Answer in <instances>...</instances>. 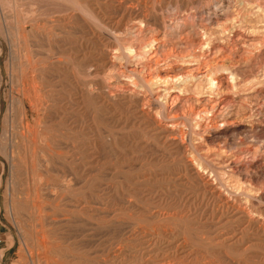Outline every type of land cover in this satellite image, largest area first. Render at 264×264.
Here are the masks:
<instances>
[{"label":"rangeland","instance_id":"rangeland-1","mask_svg":"<svg viewBox=\"0 0 264 264\" xmlns=\"http://www.w3.org/2000/svg\"><path fill=\"white\" fill-rule=\"evenodd\" d=\"M0 74V264H264V0H0Z\"/></svg>","mask_w":264,"mask_h":264},{"label":"bare ground","instance_id":"bare-ground-1","mask_svg":"<svg viewBox=\"0 0 264 264\" xmlns=\"http://www.w3.org/2000/svg\"><path fill=\"white\" fill-rule=\"evenodd\" d=\"M30 9H31V8H30ZM19 18H20V17H19ZM26 20H27V19H26ZM50 20H51V19H50ZM58 21H59V20H58ZM54 22H55V21H54ZM21 23H22V22H21ZM29 23H30V22H29ZM29 23H28V24H29ZM37 23H38V22H37ZM39 23H40V22H39ZM42 23L44 24V22H42ZM45 23H46V21H45ZM52 23H53V22H52ZM28 24H27V25H28ZM48 25H51V24H48ZM48 25H47V27H48ZM39 26H40V25H39ZM20 27H22V26H20ZM42 27H43V26H42ZM34 28H35V27H34ZM52 28H53V27H52ZM22 29H23V28H22ZM25 29H26V28H25ZM50 29H51V26H50ZM54 29H55V28H54ZM38 30H39V29H38ZM51 30H52V29H51ZM41 31H42V30H41ZM43 31H44V30H43ZM55 31H56V30H55ZM27 33H28V32H27ZM42 34H43V32H42ZM52 34H53V33H52ZM48 35H49V34H48ZM50 35H51V34H50ZM23 36H24V35H23ZM41 36H43V35H41ZM34 37H36V36H34ZM50 37H51V36H50ZM50 37H48V38H50ZM51 38H52V37H51ZM42 39H43V38H42ZM30 41H31V40H30ZM59 41H60V40H59ZM42 42H43V41H42ZM46 42H47V41H46ZM53 42H54V41H53ZM27 43H28V42H27ZM30 43H32V42H30ZM44 45H45V44H44ZM49 45H50V44H48V46H49ZM29 46H32V45H29ZM49 47H50V46H49ZM52 47H53V46H52ZM44 54H45V53H44ZM25 55H26V53H25ZM27 55H28V54H27ZM48 55H49V53H48ZM39 56H40V55H39ZM43 56H44V55H43ZM26 57H27V56H26ZM51 57H52V56H51ZM27 58L29 59V57H27ZM27 58H26V60H27ZM32 58H33V57H32ZM34 59H35V58H34ZM35 61H36V60H35ZM33 62H34V61H33ZM29 63H30V62H29ZM34 64H35V63H34ZM30 65H31V63H30ZM41 66H42V65H41ZM27 67L29 68V66H27ZM28 70H29V69H28ZM36 70H38V69H36ZM36 70H35V71H36ZM41 70H42V69H41ZM44 70H45V69H44ZM28 73H29V72H28ZM0 75H1V74H0ZM38 75H39V74H38ZM38 75H37V76H38ZM28 78H29V77H28ZM39 80H42V79H39ZM28 82H30V81H28ZM37 82H38V79H37ZM31 83H32V82H31ZM26 84L28 85V83H26ZM24 85H25V84H24ZM30 86H31V85H30ZM41 86H42V85H41ZM43 86H44V85H43ZM28 87H29V86H28ZM28 87H27V90H28ZM34 87H35V86H34ZM41 88H42V87H41ZM22 89H23V88H22ZM43 89H44V88H43ZM47 89H48V88H47ZM29 90H30V89H29ZM19 91H20V90H19ZM24 91H25V89H24ZM47 91H48V90H47ZM28 92H30V91H28ZM28 92H27V94H29ZM23 93H24V92H23ZM25 93H26V92H25ZM30 93H31V92H30ZM37 93L41 94L40 92H37ZM44 93H45V92H44ZM46 95H47V94H46ZM34 96H35V95H34ZM51 96H52V95H51ZM19 97H20V96H19ZM27 97H28V96H27ZM45 97H46V96H45ZM45 97H44V99H45ZM28 98H29V97H28ZM40 98H41V97H40ZM17 99H18V98H17ZM26 99H27V98H26ZM27 100H29V99H27ZM45 100H46V99H45ZM20 101H22V100H20ZM17 102H18V105H19V101H18V100H17ZM22 103H23V105H24V113H23L22 111H21V112H22L23 114H25V116H27V113H28V107H27V109H26V106H25L24 100L22 101ZM27 103H28V102H27ZM31 103H32V102H31ZM41 103H42V102H41ZM47 103H48V102H47ZM43 104H44V103H43ZM31 105H32V104H31ZM20 106H22V105H20ZM49 106H50V105H49ZM54 106H55V105H54ZM1 107H2V106H1ZM32 107H33V106H32ZM9 108H10V107H9ZM43 108H44V106H43ZM30 109H31V108H30ZM38 110H39V109H38ZM38 110H37V111H38ZM42 110H44V109H42ZM12 111H13V110H12ZM41 112H42V111H41ZM34 113H35V112H34ZM44 114H45V113H44ZM44 114H43V115H44ZM28 117H29V116H28ZM35 117H36V116H35ZM23 118H24V117H23ZM40 118H41V117H40ZM42 118H43V117H42ZM36 122H37V121H36ZM39 122H40V121H39ZM27 124H28V123H27ZM39 126H40V125H39ZM33 128H34V127H33ZM4 129H5V128H4ZM27 129H28V128H27ZM29 129H30V128H29ZM39 129H40V128H39ZM56 138H57V137H56ZM51 139H52V138H51ZM4 140H6V139H4ZM41 140H42V139H41ZM8 141H9V140H8ZM10 142H11V141H10ZM36 142H37V141H36ZM53 142H54V141H53ZM55 142H56V141H55ZM0 143H1V142H0ZM7 143H8V142H7ZM41 143H42V142H41ZM41 143H40V144H41ZM57 143L59 144V142H57ZM5 145H6V144H5ZM5 145H4V146H5ZM9 145H10V144H9ZM42 146H43V145H42ZM5 147H6V146H5ZM54 147H55V146H54ZM54 147H53V148H54ZM35 149H36V148H35ZM56 150H57V149H56ZM8 151H10V150L8 149ZM34 151H36V150H34ZM58 151H59V150H58ZM58 151H57V152H58ZM42 152H43V151H42ZM51 153H52V152H51ZM39 154H40V153H39ZM42 154H43V153H42ZM45 154H46V153H44V155H45ZM9 155H10V154H9ZM36 156H37V155H36ZM9 157H11V156H9ZM53 157H54V156H53ZM37 158H38V157H37ZM9 159H10V158H9ZM52 159H53V158H52ZM10 160H11V159H10ZM12 160H13V159H12ZM43 161H44V160H43ZM46 161H47V160H46ZM37 164H39V163H37ZM37 164H36V165H37ZM12 165H13V164H12ZM34 165H35V164H34ZM41 165H42V164H41ZM41 165H40V166H41ZM47 168H48V167H47ZM35 170H36V169H35ZM50 170H51V169H50ZM47 171H48V170H47ZM31 173H32V172H31ZM31 173H30V174H31ZM46 174H47V173H46ZM48 174H49V173H48ZM0 176H1V174H0ZM35 177H36V176H35ZM37 177H38V176H37ZM39 179H40V177H39ZM42 179H44V177H43ZM40 180H41V179H40ZM42 181H44V180H42ZM61 182H62V181H61ZM71 182H72V181H71ZM59 183H60V182H59ZM63 183H64V182H63ZM40 184H42V183H40ZM67 185H68V183H67ZM67 185H66V186H67ZM71 185H72V184H71ZM50 186H51V185H50ZM52 186H53V184H52ZM63 186H64V185H63ZM63 186H62V187H63ZM59 187H60V186H59ZM62 187H61V188H62ZM51 188H52V187H51ZM51 188H50V189H51ZM57 189H58V187H57ZM57 189H55V190H57ZM52 191H53V190H52ZM54 192H55V191H54ZM58 192H59V191H58ZM51 193H53V192H51ZM55 193L58 194L57 192H55ZM59 193H60V192H59ZM24 198H25V197H24ZM26 198H27V197H26ZM34 200H35V199H34ZM37 201H38V200H37ZM33 205H34V204H33ZM35 207H36V206H35ZM46 232H47V230H46ZM43 236H44V234H43ZM40 238H41V237H40ZM39 240H40V239H39ZM43 240H44V239H43ZM49 240H50V239H49ZM44 241H45V240H44ZM49 242H50V241H48V243H49ZM38 244H39V241H38ZM43 245H44V243H43ZM40 247H41V246H40ZM43 247H44V246H43ZM41 248H42V247H41ZM43 250H44V248H43ZM47 250H48V249H47ZM48 252H49V251H47V254H48ZM50 252H51V251H50ZM38 253H39V252H38ZM51 253H52V252H51ZM38 255H39V254H38ZM42 255H44V254H42ZM49 255H50V254H49ZM21 256H22V255H21ZM43 258H44V257H43ZM50 259H51V258H50ZM53 259H54V258H53ZM48 262H49V261H48ZM50 262H51V261H50ZM22 263H23V262H22ZM49 264H50V263H49Z\"/></svg>","mask_w":264,"mask_h":264}]
</instances>
